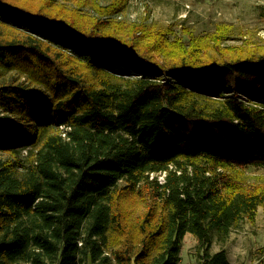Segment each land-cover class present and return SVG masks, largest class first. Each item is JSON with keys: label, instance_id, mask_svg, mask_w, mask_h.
Listing matches in <instances>:
<instances>
[{"label": "trees", "instance_id": "1", "mask_svg": "<svg viewBox=\"0 0 264 264\" xmlns=\"http://www.w3.org/2000/svg\"><path fill=\"white\" fill-rule=\"evenodd\" d=\"M36 1L0 0V264H179L188 235L230 264L214 241L264 205V51Z\"/></svg>", "mask_w": 264, "mask_h": 264}, {"label": "rangeland", "instance_id": "2", "mask_svg": "<svg viewBox=\"0 0 264 264\" xmlns=\"http://www.w3.org/2000/svg\"><path fill=\"white\" fill-rule=\"evenodd\" d=\"M84 1L88 3L84 5L77 1L79 8L91 12L94 2L108 5L114 0ZM261 7H264V0H129L126 10L116 14L113 20L123 21V25L133 22L142 23L143 26L153 24L155 29L169 26L177 37L183 38L186 33L183 29H187L201 39L205 57L222 59L243 55L246 51H264V16ZM184 14H187L186 17ZM219 25L220 32L228 38L220 45L211 41ZM10 76L8 74L6 78ZM2 81L0 78V84ZM247 171L251 175H264L263 168L249 167ZM222 249L227 252L230 264H264V205L259 207L253 222H244L224 242L215 240L210 251L214 253ZM201 251L197 240L193 236H186L179 264H197Z\"/></svg>", "mask_w": 264, "mask_h": 264}, {"label": "built area", "instance_id": "3", "mask_svg": "<svg viewBox=\"0 0 264 264\" xmlns=\"http://www.w3.org/2000/svg\"><path fill=\"white\" fill-rule=\"evenodd\" d=\"M186 7H187V8H189V6H188V5H187ZM186 15H187V14H184V17H186Z\"/></svg>", "mask_w": 264, "mask_h": 264}]
</instances>
